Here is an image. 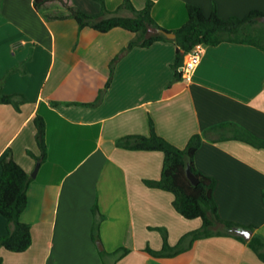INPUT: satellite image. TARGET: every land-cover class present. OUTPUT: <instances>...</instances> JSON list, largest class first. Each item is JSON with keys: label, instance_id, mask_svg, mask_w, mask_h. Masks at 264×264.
I'll use <instances>...</instances> for the list:
<instances>
[{"label": "crops", "instance_id": "crops-1", "mask_svg": "<svg viewBox=\"0 0 264 264\" xmlns=\"http://www.w3.org/2000/svg\"><path fill=\"white\" fill-rule=\"evenodd\" d=\"M70 1L84 14L101 13L96 0ZM130 1L141 10L148 0ZM121 4L104 0L108 11ZM187 5L204 15L215 8L221 19L264 13V0H153L150 15L173 31L187 21ZM66 15L58 1L36 9L33 0H0V96L25 100L19 111L0 103V160L10 150L31 178L20 221L31 227L32 240L22 253L0 248L2 264H264L228 235L187 239L167 258L148 254L161 250V230L175 247L201 221L184 219L170 193L145 185L160 177L161 152L117 146L121 138L147 136L150 122L180 149L228 123L264 141V53L229 42L203 47L189 78H174V40L129 49L135 34L99 33L79 29L72 17L54 18ZM159 31L149 27L145 37ZM36 115L45 124L47 156L31 177L37 162L29 152L40 154ZM193 165L214 181L218 217L264 238V149L202 137ZM7 228L0 215V237Z\"/></svg>", "mask_w": 264, "mask_h": 264}, {"label": "trees", "instance_id": "trees-1", "mask_svg": "<svg viewBox=\"0 0 264 264\" xmlns=\"http://www.w3.org/2000/svg\"><path fill=\"white\" fill-rule=\"evenodd\" d=\"M52 1L60 2L68 11V15L54 18L72 17L77 22L79 29L89 27L99 33L122 29L135 34L136 38L128 45L129 49L134 46L146 48L155 42L166 40L161 34L145 37L149 27L173 33L175 35L174 78L180 76L178 68L183 64L185 55L198 45L208 47L229 42L253 46L264 53V13L257 10L249 12L242 18L221 19L215 8L209 15H204L201 8L187 5V21L180 28L167 31L157 26L151 18L150 11L153 0H148L141 10H136L130 0H122V4L115 11H108L105 8L104 0H96L101 6V13L97 16L84 14L75 8L70 0H33V5L36 9H40L45 3ZM120 10L128 11L131 16L117 15ZM17 97L19 95L0 96V103L11 105L16 111H19V106L25 100L20 98L18 101ZM33 124L35 126V142L40 154L39 156H34L30 152L29 154L40 165L47 156L45 124L39 115L33 118ZM217 134L218 136H215ZM202 137L214 143L235 140L264 149V141L231 123L221 124L206 130L202 135L192 136L183 149L175 147L158 136L151 122L147 136H127L117 142L118 147L127 150L161 152L163 166L160 177L155 181H145V185L170 193L173 197V209L184 219H199L201 221L200 227L182 236L175 247L168 245L166 234L161 230L163 238L161 250L147 249L146 252L155 258H167L178 254L182 250L183 242L187 239L192 244L198 239L228 235L246 243L259 261L264 263V238L252 235L248 240H245L241 236L234 235L231 233L232 229L252 231L254 228L223 221L218 217L212 196L214 181L196 171L193 165V158ZM186 166H189L191 172L198 178L197 185H192L186 178ZM0 167V215L8 223L6 233L0 237V248L13 253H22L31 246L32 242L31 227L20 221V216L27 206V189L31 178L14 160L10 150L1 158ZM99 219L101 220L102 216L99 215ZM97 227L96 221L92 234L94 240H98ZM120 251L121 255L127 252L124 249ZM0 264H2L1 257Z\"/></svg>", "mask_w": 264, "mask_h": 264}, {"label": "built area", "instance_id": "built-area-1", "mask_svg": "<svg viewBox=\"0 0 264 264\" xmlns=\"http://www.w3.org/2000/svg\"><path fill=\"white\" fill-rule=\"evenodd\" d=\"M202 50L203 46L198 45L186 54V59L179 68V73L181 74V76L187 79L189 78L190 74L196 69L199 64Z\"/></svg>", "mask_w": 264, "mask_h": 264}, {"label": "water", "instance_id": "water-1", "mask_svg": "<svg viewBox=\"0 0 264 264\" xmlns=\"http://www.w3.org/2000/svg\"><path fill=\"white\" fill-rule=\"evenodd\" d=\"M159 33L162 34L167 39H171V40L175 39V35L173 33L163 32V31H159ZM38 167H39V164H36L35 169L31 174V177L35 176ZM185 175L192 185L198 184V178L191 172V169L189 166H186L185 168ZM231 232L243 237L245 240H248L252 236L251 232L248 230L232 229Z\"/></svg>", "mask_w": 264, "mask_h": 264}]
</instances>
